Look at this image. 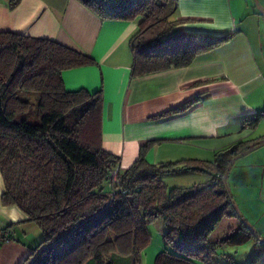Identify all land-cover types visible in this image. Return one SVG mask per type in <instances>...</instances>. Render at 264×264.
<instances>
[{
  "label": "trees",
  "instance_id": "trees-1",
  "mask_svg": "<svg viewBox=\"0 0 264 264\" xmlns=\"http://www.w3.org/2000/svg\"><path fill=\"white\" fill-rule=\"evenodd\" d=\"M78 1L103 20L137 21L130 40L133 75L187 66L231 37L172 33L180 24L176 0ZM92 64V58L55 41L0 32L1 203L18 207L42 235L31 264H115L114 253L138 261L150 239L147 224L158 218L167 227L168 248L155 264L209 263L215 246L208 236L225 217H237L222 176L250 146L240 142L219 151L212 163L152 165L144 159L145 143L138 159L121 170L119 157L101 147L102 91L64 86V71ZM189 171L209 179L190 188L168 189L163 182L167 174ZM250 240V264H264V245L244 223L221 242Z\"/></svg>",
  "mask_w": 264,
  "mask_h": 264
},
{
  "label": "crops",
  "instance_id": "crops-1",
  "mask_svg": "<svg viewBox=\"0 0 264 264\" xmlns=\"http://www.w3.org/2000/svg\"><path fill=\"white\" fill-rule=\"evenodd\" d=\"M12 1L0 0V32L52 40L94 60L62 78L68 91H102L101 147L119 157L121 170L145 143L151 164L212 163L237 143L264 140V120L244 126L264 110V13L254 0H176L180 24L172 33L231 37L187 66L144 75H133L137 21L103 20L78 0H18L10 8ZM256 1L264 10V0ZM235 163L227 181L240 192L260 174ZM3 190L0 173V228L15 231L13 241L0 243V264H31L40 231L18 207L2 205Z\"/></svg>",
  "mask_w": 264,
  "mask_h": 264
},
{
  "label": "rangeland",
  "instance_id": "rangeland-1",
  "mask_svg": "<svg viewBox=\"0 0 264 264\" xmlns=\"http://www.w3.org/2000/svg\"><path fill=\"white\" fill-rule=\"evenodd\" d=\"M256 2L254 0L255 7H257ZM34 98H36L35 95L31 97L32 100ZM261 142H264V140L258 141L256 145ZM253 146L255 144L250 145V147ZM237 165H250L253 167L252 171L254 173L260 174L257 179L251 181V184L243 185L239 188L240 192L234 191V188L231 187L230 179L228 181L226 179L234 205L238 209L242 220L238 217H225L208 236V242L215 246L214 250L210 252L209 263L195 260V264H250L255 249L253 240L243 245H232L221 242L225 237L234 235L237 228L243 223V220L264 243V146H260L237 159L235 167ZM208 179L209 176L203 172L189 171L167 174L163 177V182L168 189L190 188L204 183ZM147 230L150 239L147 246L141 251L138 261H135V258L131 254L114 253L112 255L113 262L115 264H155L157 255L168 248L164 240L167 227L163 220L158 218L147 224ZM38 236L41 237L42 242L43 238L40 232H38Z\"/></svg>",
  "mask_w": 264,
  "mask_h": 264
},
{
  "label": "water",
  "instance_id": "water-1",
  "mask_svg": "<svg viewBox=\"0 0 264 264\" xmlns=\"http://www.w3.org/2000/svg\"><path fill=\"white\" fill-rule=\"evenodd\" d=\"M256 6H257V8L259 9V11H260L261 13H264V10L260 9V7L258 6V3H257V2H256ZM260 146H264V142H261V143L258 144V145H255V146H253V147H250V148L247 149L246 151H244V152H242V153L236 155L234 158H232V159L230 160V162L228 163V165H227V167H226V171L224 172V174H223V176H222V179H221L222 185H223L225 191L227 192V194L229 195V200H230L231 203H232V206H233V208H234V210H235V212H236V215H237V217H238L239 219H241V220H242V217H241L239 211L237 210V208L235 207V205H234V203H233L232 196L230 195V191H229L228 186H227V184H226V178H227V175H228V173H229L231 167L233 166L234 162H235L237 159H239L240 157H242V156H244V155H246V154L252 152L253 150L257 149V148L260 147ZM243 223H244V225H246V226L251 230V233L253 234V236L255 237V239L259 240V242L262 243V241L259 239V237L256 235V233L253 231V229H252V228H251V227H250V226H249L244 220H243ZM262 244H264V243H262Z\"/></svg>",
  "mask_w": 264,
  "mask_h": 264
},
{
  "label": "built area",
  "instance_id": "built-area-1",
  "mask_svg": "<svg viewBox=\"0 0 264 264\" xmlns=\"http://www.w3.org/2000/svg\"><path fill=\"white\" fill-rule=\"evenodd\" d=\"M261 119H264V110L249 115L244 121V126L246 128L251 129L252 128L251 124L254 123L255 121H260ZM116 177H117V170H114L110 178H112V181L115 182ZM14 235H15V231L13 228H2V229L0 228V242L8 243L12 240Z\"/></svg>",
  "mask_w": 264,
  "mask_h": 264
}]
</instances>
